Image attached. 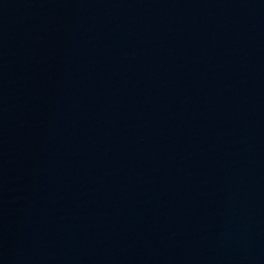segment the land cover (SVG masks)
Wrapping results in <instances>:
<instances>
[{"label": "water", "instance_id": "95a60500", "mask_svg": "<svg viewBox=\"0 0 264 264\" xmlns=\"http://www.w3.org/2000/svg\"><path fill=\"white\" fill-rule=\"evenodd\" d=\"M0 264H264V0H0Z\"/></svg>", "mask_w": 264, "mask_h": 264}]
</instances>
